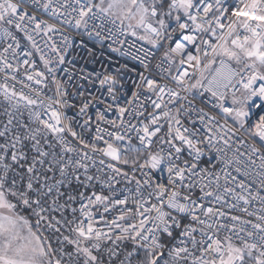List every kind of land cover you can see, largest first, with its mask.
Returning <instances> with one entry per match:
<instances>
[{"label":"snow or ice","instance_id":"snow-or-ice-1","mask_svg":"<svg viewBox=\"0 0 264 264\" xmlns=\"http://www.w3.org/2000/svg\"><path fill=\"white\" fill-rule=\"evenodd\" d=\"M0 264H264V0H0Z\"/></svg>","mask_w":264,"mask_h":264},{"label":"built area","instance_id":"built-area-1","mask_svg":"<svg viewBox=\"0 0 264 264\" xmlns=\"http://www.w3.org/2000/svg\"><path fill=\"white\" fill-rule=\"evenodd\" d=\"M101 55H102V58H103L105 56H114L115 54L108 53L106 50H104Z\"/></svg>","mask_w":264,"mask_h":264}]
</instances>
